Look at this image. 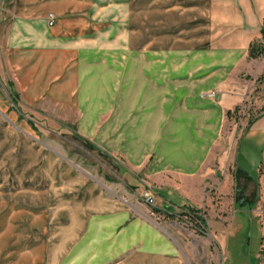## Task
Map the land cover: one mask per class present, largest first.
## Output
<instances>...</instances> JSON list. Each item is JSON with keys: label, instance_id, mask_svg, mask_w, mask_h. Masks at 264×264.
<instances>
[{"label": "crops", "instance_id": "obj_1", "mask_svg": "<svg viewBox=\"0 0 264 264\" xmlns=\"http://www.w3.org/2000/svg\"><path fill=\"white\" fill-rule=\"evenodd\" d=\"M262 30L264 0H0V75L16 98L0 80V115L13 122L19 107L70 116L65 121L90 152L76 149L102 159L109 175L121 159L122 179L143 176L159 202L194 210L212 185L231 196L228 224L237 207L257 213L258 199L245 195H263L264 177L254 184L236 170L233 177L206 171L227 113L241 101L238 77ZM68 168L50 175L55 187L43 205L57 199L66 235L89 244L78 264H182L160 233L130 214L145 206L133 202L127 182L105 184ZM158 206L157 215L169 210ZM130 234L154 249H130L123 241ZM258 261L264 264L260 253Z\"/></svg>", "mask_w": 264, "mask_h": 264}, {"label": "rangeland", "instance_id": "obj_2", "mask_svg": "<svg viewBox=\"0 0 264 264\" xmlns=\"http://www.w3.org/2000/svg\"><path fill=\"white\" fill-rule=\"evenodd\" d=\"M104 6V2L99 3V7ZM100 40L104 41V37ZM0 76L1 86L16 103L8 82L2 73ZM238 78L241 101L227 115L221 146L213 149L206 173L219 168L220 172L233 177L236 170L238 178L246 177L248 182L255 184L259 176L260 179L264 177V55L248 59ZM13 111H17V121L10 122L8 116L0 115V264H78L77 253L89 251L88 243H76L66 235L68 226L64 230L63 225L68 223V216L58 222L55 216L57 199L54 198L50 207L43 205L44 194L55 187L50 175L60 169H70L68 166L92 173L105 184L125 185L127 182L125 189L133 202L145 206L144 213L136 209L130 214L145 219L147 226L160 233L182 264H258L264 228V194L246 192L248 201L258 199L257 213L237 207L228 224L225 219L233 206L226 207L225 203L231 196L212 190L208 180L207 194L203 197L207 202L197 210L188 206L175 208L176 205L169 201L159 202L158 194L143 176L122 179L118 173L123 170L121 159L115 161L112 169L115 177H112L105 171L108 165L102 159L94 162L81 154L76 145L90 150L86 143L77 139L73 123L65 121V117L70 116L49 114L46 108H33L25 114H21L19 107ZM243 183L241 187L246 190ZM144 191L155 197L152 206L142 202ZM156 202L158 208L169 210L157 215L161 210L157 209ZM191 210H194L193 217L198 218V230L186 228L180 220L189 221ZM123 241H129L130 249L142 246L154 249L151 240L147 237L143 240L139 234L124 236ZM113 246L120 248L114 242Z\"/></svg>", "mask_w": 264, "mask_h": 264}, {"label": "trees", "instance_id": "obj_3", "mask_svg": "<svg viewBox=\"0 0 264 264\" xmlns=\"http://www.w3.org/2000/svg\"><path fill=\"white\" fill-rule=\"evenodd\" d=\"M261 41L260 42H254L253 44L250 45L249 49H248V58L249 59H257L260 56L264 55V30L261 31ZM263 43V44H261ZM229 113H227L228 115ZM251 122H249L248 124H250ZM192 212H194V210L190 211V216L192 218V220L195 222V224L193 223V225L195 226V230H198V227L200 226L198 221L196 219L198 218H194ZM195 217L196 214L194 215ZM260 254H262L264 256V251H260Z\"/></svg>", "mask_w": 264, "mask_h": 264}, {"label": "built area", "instance_id": "obj_4", "mask_svg": "<svg viewBox=\"0 0 264 264\" xmlns=\"http://www.w3.org/2000/svg\"><path fill=\"white\" fill-rule=\"evenodd\" d=\"M48 25L49 26H53L54 25V17L52 15L48 16ZM141 200L142 202L147 205V206H152L154 204L155 201V197L151 194V192L149 191H144L141 195ZM180 220L183 222V225L186 228L195 230V226L193 225V223L195 224V222L192 220L191 216H190V212H189V221L185 218H180Z\"/></svg>", "mask_w": 264, "mask_h": 264}]
</instances>
